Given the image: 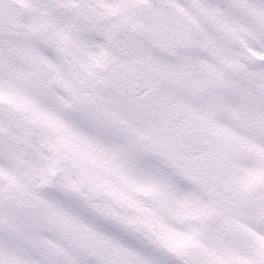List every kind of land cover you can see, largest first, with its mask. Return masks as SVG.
<instances>
[{"label":"flooded vegetation","instance_id":"flooded-vegetation-1","mask_svg":"<svg viewBox=\"0 0 264 264\" xmlns=\"http://www.w3.org/2000/svg\"><path fill=\"white\" fill-rule=\"evenodd\" d=\"M171 3L196 39L162 52L142 5ZM0 15V264H264L253 236L244 261L222 253L204 216L224 201L264 229V0H0ZM133 61L145 83L124 95Z\"/></svg>","mask_w":264,"mask_h":264},{"label":"rangeland","instance_id":"rangeland-1","mask_svg":"<svg viewBox=\"0 0 264 264\" xmlns=\"http://www.w3.org/2000/svg\"><path fill=\"white\" fill-rule=\"evenodd\" d=\"M207 212H205V214H206ZM226 217H227V223H226V225H225V227H224V229H222L221 230V235H223L224 234V232H226L228 229H232V230H234V228H235V232L240 236V233L241 234H244V235H246L245 234V232L249 229V226H243V225H238V224H235V223H232L231 222V224H228V222H230V218H231V216L229 215V213L228 212H226ZM229 220V221H228ZM252 232H256V230H255V228H253V230H252ZM257 239H260L261 237L260 236H257L256 237ZM224 239H231V240H235L236 241V239L233 237V236H229V235H227L225 238H223V239H221V240H224ZM244 241V240H243ZM245 242V241H244ZM260 241H256V244H257V246L259 247V245H260V243H259ZM253 244H254V242H253ZM222 248H226L223 244H222ZM245 248V244L244 243H242L241 241H237V243H236V249H240V250H242V249H244ZM248 248V247H247ZM246 248V249H247Z\"/></svg>","mask_w":264,"mask_h":264},{"label":"water","instance_id":"water-1","mask_svg":"<svg viewBox=\"0 0 264 264\" xmlns=\"http://www.w3.org/2000/svg\"><path fill=\"white\" fill-rule=\"evenodd\" d=\"M156 15H157V16H161L162 13L159 11V13L156 12ZM179 20H180L181 23H183V24H185V25H186V22H188L184 17H183V18H180ZM181 29H185V27L183 26V27H181ZM163 31H164V28H160L159 32H163ZM227 39L234 41V39H230L229 36L227 37ZM165 41H166V40H165ZM125 70H127L126 67H125ZM125 77H126V75H125ZM124 79H125V78H124ZM124 79H123V80H124ZM123 80H122V81H123ZM221 221H222V219H221L220 216H213L212 219H211V224H213V225H220V224H221ZM88 249L90 250V252H92V253L94 252V247H93V245H91V244L88 245Z\"/></svg>","mask_w":264,"mask_h":264},{"label":"bare ground","instance_id":"bare-ground-1","mask_svg":"<svg viewBox=\"0 0 264 264\" xmlns=\"http://www.w3.org/2000/svg\"><path fill=\"white\" fill-rule=\"evenodd\" d=\"M155 12L159 13V8L158 7H155Z\"/></svg>","mask_w":264,"mask_h":264}]
</instances>
